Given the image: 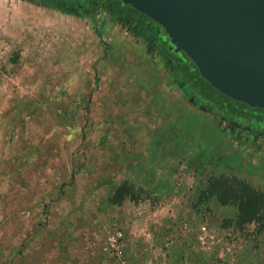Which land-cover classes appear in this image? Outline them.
I'll return each instance as SVG.
<instances>
[{
	"label": "rangeland",
	"instance_id": "rangeland-1",
	"mask_svg": "<svg viewBox=\"0 0 264 264\" xmlns=\"http://www.w3.org/2000/svg\"><path fill=\"white\" fill-rule=\"evenodd\" d=\"M108 8L0 0V264H114L116 228L140 264H264V198L239 218L264 195V138L193 103Z\"/></svg>",
	"mask_w": 264,
	"mask_h": 264
},
{
	"label": "water",
	"instance_id": "water-1",
	"mask_svg": "<svg viewBox=\"0 0 264 264\" xmlns=\"http://www.w3.org/2000/svg\"><path fill=\"white\" fill-rule=\"evenodd\" d=\"M121 1L157 22L214 88L264 108V0Z\"/></svg>",
	"mask_w": 264,
	"mask_h": 264
},
{
	"label": "flooded vegetation",
	"instance_id": "flooded-vegetation-1",
	"mask_svg": "<svg viewBox=\"0 0 264 264\" xmlns=\"http://www.w3.org/2000/svg\"><path fill=\"white\" fill-rule=\"evenodd\" d=\"M94 2H95L94 4L97 7L100 5H103V3L101 4L100 1H94ZM122 6H123L122 9H116V10H113L112 7L110 6L108 8V14L112 16L117 15L121 19H127L130 22L131 27L135 29L134 33L136 36L139 35L140 38H141V35H143V37L145 36L149 40L150 46L152 48L155 47L160 52L165 54V56L168 58L173 68H177L179 69V71L183 72V70L180 67H176L174 65L173 59L174 57L178 59L180 58L182 59L183 56L186 55V53H184L183 51L175 50L174 46H172L170 42V39L163 34L162 27L157 22L152 20L150 17L136 10L132 6L124 5L123 3H122ZM184 85H186L188 88L190 87V85L187 83H185ZM197 93L198 92L196 91L195 93L194 91L192 92V102L203 108H208L212 113H217L218 115L221 116V118L224 119L225 124L227 123L232 124L234 126V130L240 131V132L243 130L245 134L244 135L240 134L239 136L241 138H250V137L256 138V139L264 138V120L263 119L260 120L258 117L257 118L255 117L258 111H255L256 113L248 112L252 109L264 110V108L252 107L244 102H240L238 100L233 99L235 101L240 102L241 104L234 105V110L232 112L226 108L230 113L227 112L229 114L227 113L225 114L224 110L226 109L221 108V106L217 105L216 102H213V101L211 102L209 100L207 101L203 93L201 92H199V94Z\"/></svg>",
	"mask_w": 264,
	"mask_h": 264
},
{
	"label": "trees",
	"instance_id": "trees-1",
	"mask_svg": "<svg viewBox=\"0 0 264 264\" xmlns=\"http://www.w3.org/2000/svg\"><path fill=\"white\" fill-rule=\"evenodd\" d=\"M52 1L53 3H60V4H66L69 5L70 3L76 4V2L81 3L84 5V8L89 9L91 7H97L94 3V1H100L101 4L109 5L111 6L113 10L116 9H122V1L121 0H48ZM93 1V2H92ZM184 55V54H183ZM181 59V58H180ZM176 57H174L173 62L176 67H180L182 72V82L185 84L190 85V89L192 92L195 91L203 93V95L206 97L207 101H213L216 102L217 105L221 106L223 109H229L231 112L234 110V105L241 104L238 101H235L231 98H228L222 92H220L218 89L214 88L209 82H207L200 74L198 68L195 66V64L186 56L184 55L183 58L180 60ZM180 69V70H181ZM63 93L60 92V99L62 98ZM240 106V105H239ZM224 110V113L226 114L229 112L228 110ZM255 111H258L256 114V118L258 117L260 120H264V110L260 109H252L248 111L249 113H256ZM230 113V112H229ZM227 113V114H229ZM248 113V114H249ZM132 192H134L133 185L129 182H123L121 183L115 190L114 195L112 196V201L118 203L122 201L127 196L134 197L132 195ZM222 192L229 193V197H232L234 199V191L231 190H222ZM233 192V193H232ZM247 193V192H246ZM217 195V194H215ZM248 195V201L242 203L239 205V218L242 220L247 221H253L256 219V216L258 214V211L262 208V205L259 204V200L257 198H264V195H261L259 197H251L249 193ZM256 196V195H255ZM219 197V195H218ZM220 201L223 203H227L224 199L219 197ZM222 199V200H221ZM230 199V198H229ZM262 200V199H261Z\"/></svg>",
	"mask_w": 264,
	"mask_h": 264
},
{
	"label": "built area",
	"instance_id": "built-area-1",
	"mask_svg": "<svg viewBox=\"0 0 264 264\" xmlns=\"http://www.w3.org/2000/svg\"><path fill=\"white\" fill-rule=\"evenodd\" d=\"M123 240L124 231L121 228L108 231L106 234L107 250L114 264H140L129 259Z\"/></svg>",
	"mask_w": 264,
	"mask_h": 264
},
{
	"label": "crops",
	"instance_id": "crops-1",
	"mask_svg": "<svg viewBox=\"0 0 264 264\" xmlns=\"http://www.w3.org/2000/svg\"><path fill=\"white\" fill-rule=\"evenodd\" d=\"M126 249H127V244H126ZM136 249H139V246L137 244H135L134 253L133 252L130 253V251L128 250L127 254H128V256H130L131 261L136 262V263H140V261L143 260V256H142V254H138L136 252ZM146 259H151V256L146 257Z\"/></svg>",
	"mask_w": 264,
	"mask_h": 264
}]
</instances>
